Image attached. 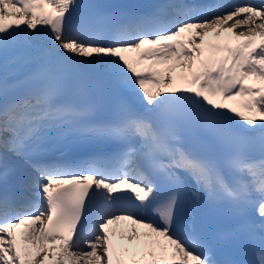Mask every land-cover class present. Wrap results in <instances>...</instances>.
Wrapping results in <instances>:
<instances>
[{
    "label": "snow or ice",
    "instance_id": "snow-or-ice-1",
    "mask_svg": "<svg viewBox=\"0 0 264 264\" xmlns=\"http://www.w3.org/2000/svg\"><path fill=\"white\" fill-rule=\"evenodd\" d=\"M0 183V264H220L221 209L264 264V0H0Z\"/></svg>",
    "mask_w": 264,
    "mask_h": 264
}]
</instances>
